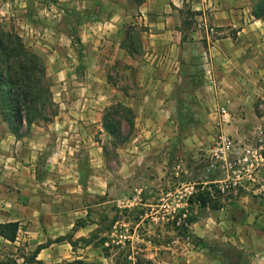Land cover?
<instances>
[{
  "label": "rangeland",
  "instance_id": "rangeland-1",
  "mask_svg": "<svg viewBox=\"0 0 264 264\" xmlns=\"http://www.w3.org/2000/svg\"><path fill=\"white\" fill-rule=\"evenodd\" d=\"M210 2L184 0L180 9L193 54L184 57L167 111L154 112L167 119L153 123L141 118L145 110H117L115 136L104 126L106 111L122 97L128 101L125 93L146 91L104 42L103 30L97 34L87 25L119 23L124 44L140 51L141 3L0 0V31L19 35L42 57L53 100L48 119L25 123L19 136L0 107V223L20 222L15 242L0 236V264H135L136 255L154 264H264V119L257 117L264 100L238 105L242 79L212 76L207 43L236 38L237 28L222 33L211 24ZM206 22L217 30L210 39ZM198 40L207 48L196 47ZM215 79L223 91L210 82ZM224 138L232 142L225 156ZM211 182L228 188L224 206L190 207L197 186ZM192 212L199 219L190 231L218 251L177 231L174 220L180 224Z\"/></svg>",
  "mask_w": 264,
  "mask_h": 264
},
{
  "label": "crops",
  "instance_id": "crops-1",
  "mask_svg": "<svg viewBox=\"0 0 264 264\" xmlns=\"http://www.w3.org/2000/svg\"><path fill=\"white\" fill-rule=\"evenodd\" d=\"M183 1L144 0L138 5L142 13L139 22L144 25L143 46L140 51L134 48L132 50L124 44V32L119 23L113 25L91 21L87 25L97 34H101L99 28L102 29V34H105L104 42L110 44L112 50L138 74L140 86L146 92L141 97L125 93L128 101H124L122 97L124 102H119L130 107L133 112L145 110L146 116L142 114L141 118H146L148 122L167 119L166 113L158 118L154 112L162 114L167 111L171 102L168 97L182 81L183 71L180 72V69L185 67L184 57L190 55L188 50L190 53L192 51L191 43L184 38L180 28ZM214 1V5L210 2L206 6L211 24L216 25L222 33L236 27L237 37L223 35L212 42V45L207 43L210 45V71L215 78L221 76L223 82L229 75L242 79L237 95L238 105L255 107L258 100H264V20L253 15L252 4L247 0ZM195 44L196 47L207 48L205 42L203 44L200 40ZM218 81L215 79L210 82L216 84L217 90L223 91L221 79ZM257 117L264 119V111L258 113ZM79 121L82 123L80 119ZM1 140L5 141L0 138Z\"/></svg>",
  "mask_w": 264,
  "mask_h": 264
},
{
  "label": "trees",
  "instance_id": "trees-1",
  "mask_svg": "<svg viewBox=\"0 0 264 264\" xmlns=\"http://www.w3.org/2000/svg\"><path fill=\"white\" fill-rule=\"evenodd\" d=\"M138 4L144 0H136ZM252 13L256 18L264 20V0H252ZM80 38L75 34V42L80 45ZM51 86L48 82L47 67L42 57L36 52L30 51L19 35L8 31H0V107L3 119L8 123L10 131L17 136L24 131L25 123L31 126L39 118L48 119L47 109L53 105L51 97ZM121 110L134 115L131 108L118 102L104 114V126L109 133L117 136L113 115ZM233 185V184H231ZM228 189V188H227ZM220 183H201L189 196L190 207L205 209L207 207L220 208L225 202L224 193L227 191ZM126 210H128L126 208ZM199 216L192 212L183 218V222L177 224L179 217L174 220L177 231L183 229L189 233L196 246H201L212 251H218L217 246H212L204 238L195 236L190 231V226L198 221ZM20 229L18 220H11L0 223V236L11 242L17 240ZM61 239H68L73 243L70 236ZM39 249L35 252V257ZM135 264H154V261L142 255H136ZM5 263V262H0ZM38 263L43 264L39 261ZM79 264H90L82 260ZM119 264V262L117 263ZM121 264V263H120Z\"/></svg>",
  "mask_w": 264,
  "mask_h": 264
},
{
  "label": "built area",
  "instance_id": "built-area-1",
  "mask_svg": "<svg viewBox=\"0 0 264 264\" xmlns=\"http://www.w3.org/2000/svg\"><path fill=\"white\" fill-rule=\"evenodd\" d=\"M205 31L207 32L208 38L210 39V34H213L217 30L214 26H211V25L207 24V22H206L205 23ZM220 114H221L223 119H227L228 113H227V110L225 108H223L221 110ZM222 143H223V146H222L221 152L223 153V156H225L226 151L230 149L232 142L228 138H224Z\"/></svg>",
  "mask_w": 264,
  "mask_h": 264
}]
</instances>
